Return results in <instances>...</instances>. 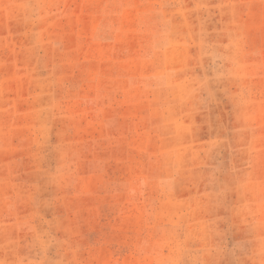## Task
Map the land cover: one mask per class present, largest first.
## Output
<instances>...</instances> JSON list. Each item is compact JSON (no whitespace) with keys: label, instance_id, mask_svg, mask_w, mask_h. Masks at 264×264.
I'll use <instances>...</instances> for the list:
<instances>
[{"label":"rangeland","instance_id":"rangeland-1","mask_svg":"<svg viewBox=\"0 0 264 264\" xmlns=\"http://www.w3.org/2000/svg\"><path fill=\"white\" fill-rule=\"evenodd\" d=\"M0 264H264V0H0Z\"/></svg>","mask_w":264,"mask_h":264}]
</instances>
